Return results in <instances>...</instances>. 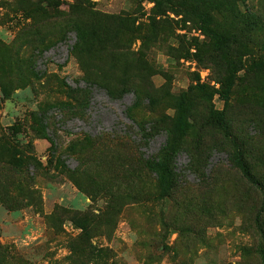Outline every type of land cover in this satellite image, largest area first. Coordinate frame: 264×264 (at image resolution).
<instances>
[{
	"label": "rangeland",
	"instance_id": "obj_1",
	"mask_svg": "<svg viewBox=\"0 0 264 264\" xmlns=\"http://www.w3.org/2000/svg\"><path fill=\"white\" fill-rule=\"evenodd\" d=\"M236 142L264 182V0H0V264H261Z\"/></svg>",
	"mask_w": 264,
	"mask_h": 264
},
{
	"label": "trees",
	"instance_id": "obj_2",
	"mask_svg": "<svg viewBox=\"0 0 264 264\" xmlns=\"http://www.w3.org/2000/svg\"><path fill=\"white\" fill-rule=\"evenodd\" d=\"M93 86L97 87L96 85H92V87ZM88 93L90 96L91 92L89 91ZM222 118H223V114L220 113L218 117L219 125L224 128L225 126H223L222 124L223 122ZM46 129H47V126L46 128L43 126L42 130H46ZM226 131L227 130H224V132ZM47 135L48 133L46 134V136ZM150 140H152V138L145 142L146 144L145 146L149 145ZM234 148H235V152L234 154H232V157H231L233 159V163L239 168L240 172L242 173L246 181L253 188H255L261 193V204L254 218V222L256 225L258 239H259V247L257 249V252L259 253V256H260V263L264 264V182L254 174L251 162L249 160L250 152L247 153L245 151L244 144L240 146V143L236 142L234 143ZM182 151L183 149H180V148L175 150L174 152L171 149L165 148L161 150L159 154H157L156 156L158 160L155 163V169L156 171H158V175L160 174L163 178V186H162L163 191L169 194V196L175 189L178 188V185H179V173L177 172V159L182 154ZM216 154L217 153L215 151H212L209 154L206 160L207 164L212 159V157ZM156 167L158 168V170ZM192 172L195 175L197 174V176H200L201 174L193 170Z\"/></svg>",
	"mask_w": 264,
	"mask_h": 264
}]
</instances>
